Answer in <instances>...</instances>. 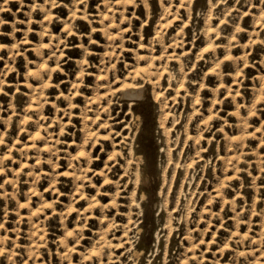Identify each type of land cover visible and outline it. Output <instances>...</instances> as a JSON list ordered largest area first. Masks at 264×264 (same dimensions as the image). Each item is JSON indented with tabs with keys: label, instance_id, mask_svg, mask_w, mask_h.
I'll return each instance as SVG.
<instances>
[{
	"label": "rangeland",
	"instance_id": "rangeland-1",
	"mask_svg": "<svg viewBox=\"0 0 264 264\" xmlns=\"http://www.w3.org/2000/svg\"><path fill=\"white\" fill-rule=\"evenodd\" d=\"M0 264H264V0H0Z\"/></svg>",
	"mask_w": 264,
	"mask_h": 264
},
{
	"label": "bare ground",
	"instance_id": "bare-ground-1",
	"mask_svg": "<svg viewBox=\"0 0 264 264\" xmlns=\"http://www.w3.org/2000/svg\"><path fill=\"white\" fill-rule=\"evenodd\" d=\"M212 43V42H211ZM141 84V83H140ZM135 85H136V83H135ZM139 85V84H138ZM137 86V85H136ZM131 86V87H129V86H127V88L129 87V89H127V88H125V90H123V95L125 96V97H139V96H141V95H143V92H142V90H143V87H139V86ZM121 89V88H120ZM144 97V96H143ZM137 170H138V168H137ZM136 170V171H137ZM144 183V182H143Z\"/></svg>",
	"mask_w": 264,
	"mask_h": 264
}]
</instances>
